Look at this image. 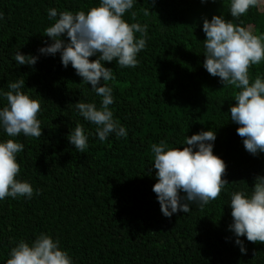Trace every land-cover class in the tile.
Here are the masks:
<instances>
[{"label": "trees", "instance_id": "16d2710c", "mask_svg": "<svg viewBox=\"0 0 264 264\" xmlns=\"http://www.w3.org/2000/svg\"><path fill=\"white\" fill-rule=\"evenodd\" d=\"M230 3L134 0L122 18L147 25L138 66L104 62L114 79H101L97 85L112 88L114 103L109 108L127 135L112 133L100 141L97 126L84 120L75 104L94 103L99 110L102 97L71 64L62 65L60 53L39 51L52 43L45 29L58 19H49V9L87 14L100 0H0V92L24 80L21 91L40 100L37 118L42 128L40 138L23 133L13 138L0 127V142L14 139L24 145L16 157V179L34 190L31 199L0 201V264H6L20 241L31 244L42 233L58 240L73 264H264V244L239 237L246 249L242 254L230 230L231 196L240 191L251 195L255 178L264 177V153H248L236 132L239 125L231 121L229 109L239 90L223 86L203 67L205 19L222 16L264 34V0L240 18L231 16ZM61 39L67 43L66 36ZM18 51L37 62L19 65L14 59ZM249 74L253 81L257 76L264 79V61ZM5 106L0 96V109ZM77 124L88 137L82 153L68 140ZM210 130L216 135L213 154L225 162L223 179L228 184L203 208L192 204L188 213L163 216L152 191L158 181L151 146L164 141L165 150H182L186 137Z\"/></svg>", "mask_w": 264, "mask_h": 264}, {"label": "clouds", "instance_id": "9594fccd", "mask_svg": "<svg viewBox=\"0 0 264 264\" xmlns=\"http://www.w3.org/2000/svg\"><path fill=\"white\" fill-rule=\"evenodd\" d=\"M260 4L261 0H231L230 14L240 18ZM133 7L134 0H100L99 6L92 7L87 14L82 10L75 14L58 13L55 8L48 10L49 19H58L45 29L44 36L52 43L39 51L44 55L60 53L62 65L67 68L71 64L82 81L102 97L99 110L94 103L75 104L80 116L97 126L100 141L112 133L117 137L127 135L109 108L114 103L112 88L107 83L97 85L101 79L103 82L114 79L112 69L104 67V62L116 60L121 68L138 66L137 54L146 46L147 25L125 22L122 17ZM131 15L135 19L136 13ZM3 19L4 14L0 12V21ZM203 32L206 35L203 67L211 76L219 77L223 86L239 90L234 95L235 106L229 109L231 121L239 125L237 135L243 138L248 153H264V79L257 76L253 81L249 74L252 66L264 61V34H254L222 16H213L210 22L205 19ZM62 36H66L67 43ZM92 56L97 59L90 61ZM14 59L19 65L32 66L37 62L36 57L19 51ZM24 83L17 80L8 85V91L0 92L7 101V106L0 109V127L8 137L23 133L25 137L40 138L42 128L37 117L41 103L21 91ZM215 139V132L210 130L186 137L184 145L187 146L182 150H165L164 141L151 146L158 181L152 191L163 216L170 218L178 211L188 213L190 205L199 204L203 208L220 197L228 182L223 179L225 162L213 154L211 142ZM68 140L81 153L88 147V137L81 124L75 126ZM23 147L14 139L0 142V201L7 197L31 199L33 196L32 186L16 179L20 173L16 157ZM181 192L185 194L183 197ZM230 207L233 219L230 230L237 237L235 243L240 246V252L244 254L246 249L239 237L264 244V177L255 178L250 196L243 191L233 193ZM6 264H73V261L67 251L61 250L58 240L42 233L31 244L20 241L13 247Z\"/></svg>", "mask_w": 264, "mask_h": 264}]
</instances>
